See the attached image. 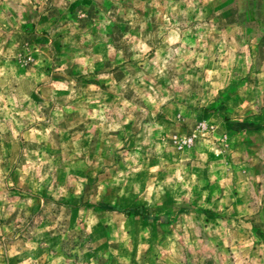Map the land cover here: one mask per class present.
<instances>
[{
	"label": "rangeland",
	"instance_id": "obj_1",
	"mask_svg": "<svg viewBox=\"0 0 264 264\" xmlns=\"http://www.w3.org/2000/svg\"><path fill=\"white\" fill-rule=\"evenodd\" d=\"M0 264H264V0H0Z\"/></svg>",
	"mask_w": 264,
	"mask_h": 264
},
{
	"label": "trees",
	"instance_id": "obj_2",
	"mask_svg": "<svg viewBox=\"0 0 264 264\" xmlns=\"http://www.w3.org/2000/svg\"><path fill=\"white\" fill-rule=\"evenodd\" d=\"M126 215H133L134 217L148 218L150 210L144 206H136L127 209L124 212Z\"/></svg>",
	"mask_w": 264,
	"mask_h": 264
}]
</instances>
